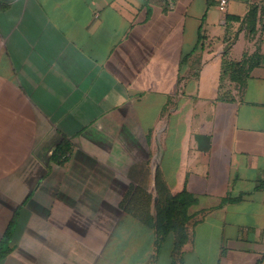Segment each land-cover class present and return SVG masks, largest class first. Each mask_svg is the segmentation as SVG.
<instances>
[{
    "label": "crops",
    "instance_id": "0c3cea01",
    "mask_svg": "<svg viewBox=\"0 0 264 264\" xmlns=\"http://www.w3.org/2000/svg\"><path fill=\"white\" fill-rule=\"evenodd\" d=\"M0 5V264H264V0Z\"/></svg>",
    "mask_w": 264,
    "mask_h": 264
},
{
    "label": "trees",
    "instance_id": "16d2710c",
    "mask_svg": "<svg viewBox=\"0 0 264 264\" xmlns=\"http://www.w3.org/2000/svg\"><path fill=\"white\" fill-rule=\"evenodd\" d=\"M1 7V5H0ZM256 8L250 9L247 16V27L252 32L255 27ZM194 49L182 55L181 63H185L186 60L193 53ZM245 62V61H244ZM241 62L231 64V77L235 78L238 72H243L241 67H238ZM244 64V63H243ZM237 67V68H236ZM68 144L61 142L53 151V158L64 161L66 159V152ZM156 192L158 196V202L155 207L154 218L148 217V222L153 226L157 239L165 238L169 234H173L175 238L174 250L180 249L182 243L186 239L185 222L187 221V209L192 202V196L184 189L181 192L173 195L169 191V188L163 183L156 182ZM151 219V220H150ZM10 229L5 231L3 238L0 241V262L10 251ZM174 264V262L172 263Z\"/></svg>",
    "mask_w": 264,
    "mask_h": 264
},
{
    "label": "rangeland",
    "instance_id": "374dc122",
    "mask_svg": "<svg viewBox=\"0 0 264 264\" xmlns=\"http://www.w3.org/2000/svg\"><path fill=\"white\" fill-rule=\"evenodd\" d=\"M168 247H169V243L167 241H165L162 244V246L160 247V255H159V262H158V264H165L166 263V261H167V250H168Z\"/></svg>",
    "mask_w": 264,
    "mask_h": 264
},
{
    "label": "built area",
    "instance_id": "2783aa9c",
    "mask_svg": "<svg viewBox=\"0 0 264 264\" xmlns=\"http://www.w3.org/2000/svg\"><path fill=\"white\" fill-rule=\"evenodd\" d=\"M229 0H217V9L220 12H225L227 10Z\"/></svg>",
    "mask_w": 264,
    "mask_h": 264
},
{
    "label": "water",
    "instance_id": "95a60500",
    "mask_svg": "<svg viewBox=\"0 0 264 264\" xmlns=\"http://www.w3.org/2000/svg\"><path fill=\"white\" fill-rule=\"evenodd\" d=\"M155 171V170H154ZM154 185H155V182H154ZM155 200H157V197H155Z\"/></svg>",
    "mask_w": 264,
    "mask_h": 264
}]
</instances>
